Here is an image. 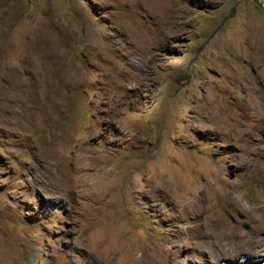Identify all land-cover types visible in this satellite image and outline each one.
Listing matches in <instances>:
<instances>
[{"label": "rangeland", "instance_id": "1", "mask_svg": "<svg viewBox=\"0 0 264 264\" xmlns=\"http://www.w3.org/2000/svg\"><path fill=\"white\" fill-rule=\"evenodd\" d=\"M0 264H264V0H0Z\"/></svg>", "mask_w": 264, "mask_h": 264}, {"label": "bare ground", "instance_id": "2", "mask_svg": "<svg viewBox=\"0 0 264 264\" xmlns=\"http://www.w3.org/2000/svg\"><path fill=\"white\" fill-rule=\"evenodd\" d=\"M212 173H210L211 175L210 176H212L213 177V175H217L218 174V172L216 171H211ZM189 187H191L192 186V184H189L188 185ZM196 186V185H195ZM193 187H194V185H193ZM174 191V189H172V192ZM192 196V195H191ZM199 200V199H198ZM197 202V201H196ZM196 202L195 201H190L188 204L190 205V209H191V212H196L197 211V207H199L200 205H195L196 204ZM201 202V201H200ZM201 204V203H200ZM197 206V207H196ZM188 207V206H187ZM188 210V209H187ZM200 211V210H199ZM188 213V212H187ZM197 214V213H196ZM195 216V215H194ZM197 216V215H196ZM212 221V220H211ZM211 223V222H210ZM207 224H208V222H207ZM234 234V233H233Z\"/></svg>", "mask_w": 264, "mask_h": 264}]
</instances>
